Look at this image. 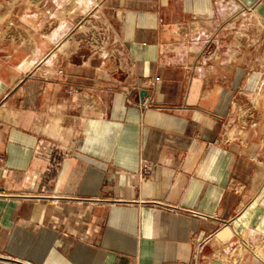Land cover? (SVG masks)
<instances>
[{"label": "crops", "instance_id": "0c3cea01", "mask_svg": "<svg viewBox=\"0 0 264 264\" xmlns=\"http://www.w3.org/2000/svg\"><path fill=\"white\" fill-rule=\"evenodd\" d=\"M99 4L2 32L0 264H264V0Z\"/></svg>", "mask_w": 264, "mask_h": 264}, {"label": "rangeland", "instance_id": "374dc122", "mask_svg": "<svg viewBox=\"0 0 264 264\" xmlns=\"http://www.w3.org/2000/svg\"><path fill=\"white\" fill-rule=\"evenodd\" d=\"M99 3L100 0H0V39L5 36L2 32L8 31L11 38L29 42L27 50L33 55L37 51L34 43L43 37L57 39L62 52L80 47L85 53H100L103 35L99 32ZM253 34L261 36L256 29ZM5 51L0 48V56Z\"/></svg>", "mask_w": 264, "mask_h": 264}, {"label": "built area", "instance_id": "2783aa9c", "mask_svg": "<svg viewBox=\"0 0 264 264\" xmlns=\"http://www.w3.org/2000/svg\"><path fill=\"white\" fill-rule=\"evenodd\" d=\"M59 73H61V72H59ZM147 169H148L147 166L143 165L141 168V172L145 173V172H147Z\"/></svg>", "mask_w": 264, "mask_h": 264}]
</instances>
